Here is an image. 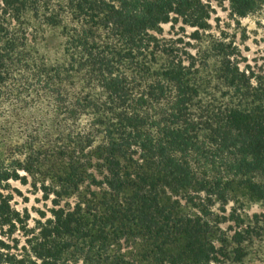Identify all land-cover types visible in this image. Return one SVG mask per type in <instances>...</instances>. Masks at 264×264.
Instances as JSON below:
<instances>
[{
    "label": "trees",
    "instance_id": "1",
    "mask_svg": "<svg viewBox=\"0 0 264 264\" xmlns=\"http://www.w3.org/2000/svg\"><path fill=\"white\" fill-rule=\"evenodd\" d=\"M213 1L233 18L264 6L0 0V264L243 258L252 220L232 208L227 232L213 206L225 212L235 188L264 205V78L211 33ZM166 23L196 43L165 37ZM11 181L50 215L30 226Z\"/></svg>",
    "mask_w": 264,
    "mask_h": 264
},
{
    "label": "rangeland",
    "instance_id": "2",
    "mask_svg": "<svg viewBox=\"0 0 264 264\" xmlns=\"http://www.w3.org/2000/svg\"><path fill=\"white\" fill-rule=\"evenodd\" d=\"M212 5L214 11L209 21L211 33L233 39L240 50V67L247 65L255 75L264 78V6L245 17L233 18L229 14L227 2L218 5L213 1ZM162 26L165 37H180L188 43H196L189 37L193 31L192 27H181L180 23L173 27L169 23ZM10 187L13 189L11 205L20 211L26 208L30 212L28 221L30 226L34 224V218H39L38 210L44 211L47 216L50 215L48 209L52 204L49 200H43L41 192L35 193L31 186L22 185L17 181H11ZM220 207L219 202L213 206L217 215L214 219L221 221L219 227L227 232L231 233L234 229V222L227 220L232 208H235L236 213H240L241 216L248 215L252 220V238L246 243V252L241 260L233 264H264V205L242 189L235 188L229 194L228 203L224 205L225 212L220 210ZM253 214H257V217Z\"/></svg>",
    "mask_w": 264,
    "mask_h": 264
}]
</instances>
